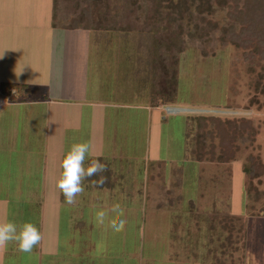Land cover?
Wrapping results in <instances>:
<instances>
[{"label":"crops","instance_id":"obj_1","mask_svg":"<svg viewBox=\"0 0 264 264\" xmlns=\"http://www.w3.org/2000/svg\"><path fill=\"white\" fill-rule=\"evenodd\" d=\"M55 10V0H0V221H31L41 233L28 252L14 241L0 245V264L166 260L172 210L147 206L160 196L128 195L114 183L132 171L141 185L144 160L170 156L171 119L181 122L173 133L188 156L189 114L171 112L172 102H152L139 54L125 50L122 37L66 27ZM79 141L90 144L83 166L99 159L106 168L83 178V191L66 204L57 186L61 160ZM182 156L171 162L185 161ZM101 176L104 183H96ZM152 207L145 217L143 209ZM99 210L106 213L103 224L96 221ZM119 220L123 228L113 231Z\"/></svg>","mask_w":264,"mask_h":264},{"label":"rangeland","instance_id":"obj_2","mask_svg":"<svg viewBox=\"0 0 264 264\" xmlns=\"http://www.w3.org/2000/svg\"><path fill=\"white\" fill-rule=\"evenodd\" d=\"M55 8L57 22L66 27L107 29L122 37L124 49L139 54L138 68L152 102L173 101L176 107H168L171 112L189 114L190 155L185 153V161L171 162L183 155L176 139L180 136L173 133H178L181 122L171 119L174 145L166 149L170 156L161 162L144 160L141 185L138 172L134 176L132 171L126 172V181L120 177L114 183L128 195L139 191L145 199L160 196L162 201L150 200L147 206L172 210L166 260H144L264 264V174L248 188L242 171L250 155L264 162V56L259 59L251 48L264 42V0H56ZM199 115L245 118L256 132L253 135L247 127L234 141V159L226 162L218 159L219 135L211 138L209 133L207 148L216 144V155L206 149L200 160L193 152L199 133L193 116ZM206 123V131L217 132L214 120ZM151 210L156 209H143L145 217Z\"/></svg>","mask_w":264,"mask_h":264},{"label":"clouds","instance_id":"obj_3","mask_svg":"<svg viewBox=\"0 0 264 264\" xmlns=\"http://www.w3.org/2000/svg\"><path fill=\"white\" fill-rule=\"evenodd\" d=\"M90 153V144L86 141L72 143L64 153L61 160L62 172L57 180V186L60 188L64 202L73 204L78 193L83 191L81 181L85 177H91L98 172L105 170L106 165L101 163L99 159L93 160L90 165L85 168L83 162L86 154ZM104 177L98 178L96 183L103 184ZM121 209H116L115 214L120 215ZM96 221L103 224L106 213L99 210L95 214ZM124 221L112 223L113 231H120L123 228ZM41 240V233L38 227L31 221H24L19 226L11 220L0 221V245L7 242H16L18 248L22 252L31 251L33 246Z\"/></svg>","mask_w":264,"mask_h":264},{"label":"trees","instance_id":"obj_4","mask_svg":"<svg viewBox=\"0 0 264 264\" xmlns=\"http://www.w3.org/2000/svg\"><path fill=\"white\" fill-rule=\"evenodd\" d=\"M55 7H56V0H55ZM55 18H56V10H55ZM78 27V26H75ZM85 28H91V27H85ZM107 30V29H106ZM109 31V30H108ZM246 42V40H244ZM233 43L237 44V46L240 45V47L247 48L248 44H241L239 42L233 41ZM247 43V42H246ZM252 49L255 50V52H258L256 56H264V42L263 44H253L251 46ZM260 56L259 59L262 57ZM257 58H254L253 61L256 64H261L262 60H259ZM263 68H264V64ZM262 74H260L258 85L261 83ZM170 102V101H169ZM173 102V101H171ZM167 103V102H163ZM194 119L198 120V127H199V133L197 137V147L193 150L198 155V159L201 160V158H204L206 155V151L209 150L212 156L216 155L215 148L217 147L216 144L212 142L211 149L207 148L206 144V136L207 134L211 133V138H215L216 136L219 137L220 143V156L218 157L219 161L226 162L234 159V141L237 137L243 136L245 133V130L247 127L250 128L249 132H251L253 135L256 132L255 127L251 122L248 121V119L242 118V119H222L221 117L216 116H207V115H199V116H193ZM214 120L216 123V130L217 132H214V130L209 129V131L205 130V127L209 124L206 123V120ZM237 148V147H236ZM207 149V150H206ZM191 152V150H190ZM190 155V154H189ZM242 171L245 173V176L248 177V188L249 184L250 187L254 185V178L258 175L264 174V162L261 160L260 156L250 155L248 158V162H245L242 168Z\"/></svg>","mask_w":264,"mask_h":264},{"label":"built area","instance_id":"obj_5","mask_svg":"<svg viewBox=\"0 0 264 264\" xmlns=\"http://www.w3.org/2000/svg\"><path fill=\"white\" fill-rule=\"evenodd\" d=\"M9 94H10L11 97L17 96V90L16 89H12Z\"/></svg>","mask_w":264,"mask_h":264}]
</instances>
